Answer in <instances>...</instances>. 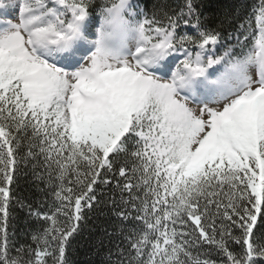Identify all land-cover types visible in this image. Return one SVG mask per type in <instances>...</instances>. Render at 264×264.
I'll use <instances>...</instances> for the list:
<instances>
[{"label":"snow or ice","instance_id":"snow-or-ice-1","mask_svg":"<svg viewBox=\"0 0 264 264\" xmlns=\"http://www.w3.org/2000/svg\"><path fill=\"white\" fill-rule=\"evenodd\" d=\"M109 201V264H264V0L227 34L196 0H0V264H70Z\"/></svg>","mask_w":264,"mask_h":264},{"label":"trees","instance_id":"trees-1","mask_svg":"<svg viewBox=\"0 0 264 264\" xmlns=\"http://www.w3.org/2000/svg\"><path fill=\"white\" fill-rule=\"evenodd\" d=\"M133 2L139 4L149 15L154 11L158 12L159 7L165 3L172 8L183 4V0H133ZM196 2L206 22L227 34L234 30L237 19L243 18L256 0H196ZM96 19L98 26L99 18ZM44 187L45 183L32 173L31 168L23 169L19 180L14 184L18 197L34 206L43 199H50V195L45 197L42 191ZM109 195H115V193L110 192ZM116 198L119 199L118 196ZM105 199L108 200V196ZM115 211L109 201L105 206L88 213L86 226L71 242L68 252L70 264H109V250L115 252V245L119 242L122 227ZM12 223L17 247L30 244L31 234L41 227L40 221L30 216L27 208L18 205L14 208ZM112 258L115 259V257Z\"/></svg>","mask_w":264,"mask_h":264}]
</instances>
